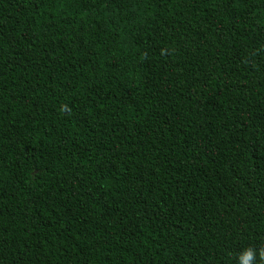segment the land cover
Wrapping results in <instances>:
<instances>
[{"label":"trees","instance_id":"trees-1","mask_svg":"<svg viewBox=\"0 0 264 264\" xmlns=\"http://www.w3.org/2000/svg\"><path fill=\"white\" fill-rule=\"evenodd\" d=\"M261 247L264 0H0V264Z\"/></svg>","mask_w":264,"mask_h":264},{"label":"clouds","instance_id":"clouds-1","mask_svg":"<svg viewBox=\"0 0 264 264\" xmlns=\"http://www.w3.org/2000/svg\"><path fill=\"white\" fill-rule=\"evenodd\" d=\"M238 264H264V247L244 249L238 257Z\"/></svg>","mask_w":264,"mask_h":264}]
</instances>
